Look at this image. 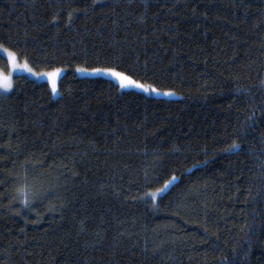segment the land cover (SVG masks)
<instances>
[{"label":"trees","instance_id":"16d2710c","mask_svg":"<svg viewBox=\"0 0 264 264\" xmlns=\"http://www.w3.org/2000/svg\"><path fill=\"white\" fill-rule=\"evenodd\" d=\"M5 48L64 73L0 92V264H264V0H0Z\"/></svg>","mask_w":264,"mask_h":264},{"label":"snow or ice","instance_id":"6c2138e0","mask_svg":"<svg viewBox=\"0 0 264 264\" xmlns=\"http://www.w3.org/2000/svg\"><path fill=\"white\" fill-rule=\"evenodd\" d=\"M4 51L8 52V60L10 61L13 71H16L17 69H24L27 70L28 72H32V69L29 67L28 63L25 62L23 64H17V53L9 51L8 49H4ZM119 66L117 67H107V68H92L91 71L93 73H105L107 75H110L115 79L117 82L118 86L121 89H127V88H137L141 89L143 92H158V89L152 87L151 85L145 86V84L138 82L137 80L133 79V74L131 71H124V70H117ZM62 69L61 68H56L50 72H45L42 73L41 75L47 76L48 79L51 81V91L52 93H55L57 91V78L59 77ZM77 71L83 72L85 69H77ZM13 84L11 81V74L9 75H4L0 73V88L4 89L5 91H8L12 89ZM164 95H172L171 92H165L163 93ZM240 145L233 143L230 145L226 151H232L233 149H239ZM145 179H148V176L146 174ZM161 179V177H153L152 180L153 182ZM177 177L172 176L171 180L166 182L164 187L159 191L160 193H166L176 182ZM18 194L23 197V204L24 206H29L30 205V194L28 193L24 188H21L18 190ZM155 193L151 194L152 198H155Z\"/></svg>","mask_w":264,"mask_h":264},{"label":"rangeland","instance_id":"374dc122","mask_svg":"<svg viewBox=\"0 0 264 264\" xmlns=\"http://www.w3.org/2000/svg\"><path fill=\"white\" fill-rule=\"evenodd\" d=\"M2 53L8 58V52L4 51V49H1ZM17 64H23L24 62H19L18 60L16 61ZM31 68V67H30ZM32 69V72H28L27 70H24V69H17L16 71H13V68H12V65L10 63V67H9V71L8 72H3V71H0V73L4 74V75H9L11 74V81L13 83V76L17 75V74H23V75H26L28 76L29 78H32L34 80H37V81H46L49 83L50 85V88H51V81L48 79L47 76H44V75H41L42 73H45V72H39V71H36L34 70L33 68ZM50 72V71H49ZM80 72V71H79ZM84 72H88V71H83L82 73ZM64 73V70L62 69L59 77ZM59 77L57 78V81L59 79ZM10 91V90H8ZM8 91H5L4 89L0 88V92H8ZM58 92V90L54 93V95H56Z\"/></svg>","mask_w":264,"mask_h":264}]
</instances>
